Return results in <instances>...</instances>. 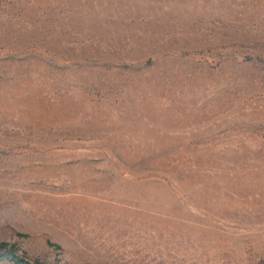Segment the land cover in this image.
<instances>
[{"label":"rangeland","instance_id":"1","mask_svg":"<svg viewBox=\"0 0 264 264\" xmlns=\"http://www.w3.org/2000/svg\"><path fill=\"white\" fill-rule=\"evenodd\" d=\"M0 243L264 264V0H0Z\"/></svg>","mask_w":264,"mask_h":264},{"label":"trees","instance_id":"2","mask_svg":"<svg viewBox=\"0 0 264 264\" xmlns=\"http://www.w3.org/2000/svg\"><path fill=\"white\" fill-rule=\"evenodd\" d=\"M2 257L10 258L18 264H36L18 255L15 248L13 246H10L8 243H0V258Z\"/></svg>","mask_w":264,"mask_h":264}]
</instances>
